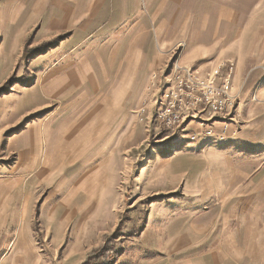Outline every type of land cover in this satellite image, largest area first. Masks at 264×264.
Wrapping results in <instances>:
<instances>
[{
  "label": "crops",
  "instance_id": "1",
  "mask_svg": "<svg viewBox=\"0 0 264 264\" xmlns=\"http://www.w3.org/2000/svg\"><path fill=\"white\" fill-rule=\"evenodd\" d=\"M174 61L216 84L233 63L237 98L138 155L141 197H159L141 235L157 256L147 264H264V0H0V143L14 158L0 207L11 195L25 217L50 186L41 202L55 244L68 222L77 233L93 211L114 216L115 186L133 167L122 144L136 120L141 138L165 129L139 105ZM58 205L66 216L50 222ZM22 248L0 264L40 263Z\"/></svg>",
  "mask_w": 264,
  "mask_h": 264
},
{
  "label": "rangeland",
  "instance_id": "2",
  "mask_svg": "<svg viewBox=\"0 0 264 264\" xmlns=\"http://www.w3.org/2000/svg\"><path fill=\"white\" fill-rule=\"evenodd\" d=\"M175 63L174 61L173 64ZM153 87L156 88V85ZM155 93L152 90L142 98L139 105L142 109L138 113L140 119L143 120L148 115L151 118ZM146 110L148 111L146 112ZM137 122V120L134 122L132 141L123 143L121 148L124 150V146H127V149L130 145L132 146L133 167L129 174V178H131L125 183L121 178L118 186H115L117 203L113 207L114 216L108 212V209L103 211V214L93 211L77 233L74 230L75 223L68 222L63 228L61 243L55 244L52 234L48 233L46 229L44 213L47 210L41 202L50 191V186H42L33 192L35 197L27 206L25 217L20 214L12 215L13 206L10 195L7 200L8 205L0 207V215H4L2 218L4 229H0V257H8L17 247L22 248V246H24L22 249L27 253L38 252L39 264H65L64 254L66 253H68L67 264H147L148 261L157 257L152 254L150 249L145 248L146 250L143 251L141 248V235L147 227L149 213L159 197L156 194L145 198L141 197V186L136 182L135 177L140 171V162H143L145 158L140 160L138 155L143 153L142 155L145 157L147 153L151 154V152L160 151L165 145H171L172 139L176 135L174 133H182L185 124L176 131L168 128H160L157 131L150 129L148 133L145 132L146 136L141 138L143 130L137 127ZM192 132L194 131H188L189 134ZM4 149L5 143H0V180L11 176L9 170L14 163L13 157L4 156ZM125 167L127 168L128 164ZM106 192L111 191L107 189ZM57 207L64 210L62 205ZM52 208L56 207L52 206ZM60 209L57 208L53 211L54 213L50 215V222H55L52 217L61 211ZM63 210L62 214L59 212L58 215L65 214L66 216L65 210L64 212Z\"/></svg>",
  "mask_w": 264,
  "mask_h": 264
},
{
  "label": "built area",
  "instance_id": "3",
  "mask_svg": "<svg viewBox=\"0 0 264 264\" xmlns=\"http://www.w3.org/2000/svg\"><path fill=\"white\" fill-rule=\"evenodd\" d=\"M233 63H230L221 84L214 78L201 77L188 67L173 64V72L168 83L160 88L153 98V114L164 128L180 130L188 121H199L201 113L208 118L216 112H222L234 103L237 94L230 91V76ZM212 134L207 127L201 131L190 133V139H206Z\"/></svg>",
  "mask_w": 264,
  "mask_h": 264
},
{
  "label": "bare ground",
  "instance_id": "4",
  "mask_svg": "<svg viewBox=\"0 0 264 264\" xmlns=\"http://www.w3.org/2000/svg\"><path fill=\"white\" fill-rule=\"evenodd\" d=\"M234 26H235V25H234ZM105 64H106V63H104V65H105ZM105 66H107V65H105ZM96 67H97V66H96ZM106 68H107V67H106ZM108 71H109V70H108ZM99 72H100V71H99ZM99 72H98V73H99ZM103 90H104V89H103ZM43 104H44V103H43ZM63 113H64V112H63ZM63 113H62V114H63ZM58 117H59V116H58ZM23 163H25V162H23ZM63 168H64V167H63ZM56 173H57V172H56ZM58 174H59V173H58ZM63 174H64V173H63ZM27 184H28V182H27ZM16 187H17V186H16ZM59 187H61V186H59ZM59 187H58V188H59ZM67 188H68V187H67ZM64 191H65V190H64ZM23 192H24V191H23ZM59 192L61 193V191H59ZM69 193H70V192H69ZM64 198H65V199H64L63 201H65V200L68 199V197H67V192L64 193ZM1 204H2V203H1ZM16 204H17V203H16ZM4 205H5V204H4ZM4 205H3V206H4ZM65 205H66V204H65ZM5 206H6V205H5ZM57 208L60 209L59 207H57ZM88 208H89V206H88V204L86 203V204L84 205V210H82V212H87ZM9 210H10V209H9ZM18 210H19V208H18L17 210L14 209V210L12 211L14 214L12 213V215H13V216H14V215L16 216V213H18ZM60 210H61V211H59V212H61V214H62V210H63V209H60ZM19 211H20V210H19ZM59 212H58V213H59ZM58 213L55 214V215L52 217V219L55 221V223H56V222H61L62 219H63V217H65V214H64L63 216H61V215H58ZM4 214H5V212H4ZM50 215H52L51 212H50ZM51 221H52V220H51ZM19 235H20V234H19ZM18 237H19V236H18ZM19 241H20V240H19Z\"/></svg>",
  "mask_w": 264,
  "mask_h": 264
},
{
  "label": "trees",
  "instance_id": "5",
  "mask_svg": "<svg viewBox=\"0 0 264 264\" xmlns=\"http://www.w3.org/2000/svg\"><path fill=\"white\" fill-rule=\"evenodd\" d=\"M12 79L9 80V82H11Z\"/></svg>",
  "mask_w": 264,
  "mask_h": 264
}]
</instances>
